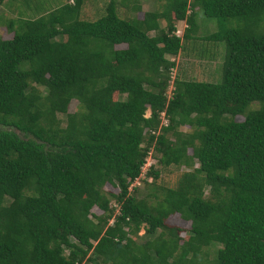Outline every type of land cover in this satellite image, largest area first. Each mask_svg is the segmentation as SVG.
Returning <instances> with one entry per match:
<instances>
[{"label":"trees","instance_id":"1","mask_svg":"<svg viewBox=\"0 0 264 264\" xmlns=\"http://www.w3.org/2000/svg\"><path fill=\"white\" fill-rule=\"evenodd\" d=\"M18 1L0 20V264H264V0H109L92 20L85 0ZM197 10L214 32L195 36ZM204 39L224 43L219 80L171 79ZM148 153L174 183L150 166L129 190Z\"/></svg>","mask_w":264,"mask_h":264},{"label":"rangeland","instance_id":"2","mask_svg":"<svg viewBox=\"0 0 264 264\" xmlns=\"http://www.w3.org/2000/svg\"><path fill=\"white\" fill-rule=\"evenodd\" d=\"M109 0H85L83 5L84 15L89 16L90 18L85 19H95L99 17L103 13V9ZM117 1V0H116ZM125 10L127 12L131 11L132 5H138L143 11H157L163 8L164 0H125ZM11 3V4H10ZM5 3L3 0L0 2V20H6L7 18H13L17 14L21 13L26 15L27 12L22 9L18 0L10 1ZM8 5V6H7ZM118 7V12L121 17H123V7ZM17 9V10H16ZM128 13V12H127ZM129 16H133L132 12L128 13ZM140 17L142 16L139 14ZM159 24L163 26L165 24L164 20H159ZM185 27L184 21H177L175 23V34L181 36L183 28ZM195 27H196V37L206 36L216 30L217 23L214 18L207 17L201 13V11L197 10L195 13ZM0 33L3 38L10 37V33L5 30V27L1 25L0 22ZM192 42V41H191ZM122 47L123 45H118L117 47ZM224 43L220 41H212V40H195L190 43L186 42L184 44L183 49L180 53L175 56H169L175 63V66L172 68L170 73V78L172 79L175 76H178L182 79H194V80H209L212 82H216L220 78L222 63L224 59ZM170 87V86H169ZM76 101L71 100L68 104V111H72L75 108ZM148 109L145 111L144 115L148 116ZM239 118V117H237ZM179 130L186 131V126L179 127ZM190 151L188 150V153ZM150 166H153L154 169L160 170V176L162 178V182L167 185H172L176 179V176L180 169L167 168L163 169L155 160L153 155L148 153L145 158V162L141 167V173L138 178H136L129 186V190L131 186H139L142 188L144 186L143 180L146 182L150 181V177L146 176V171ZM104 189L110 192H115L116 189L112 188L109 184H105ZM91 214H100V211L93 206L89 209ZM165 223L169 226H177V227H188V222H184L179 219L176 214L169 215L165 219ZM143 234V229L137 232V235ZM137 240V239H136ZM141 242V240H138ZM209 256L210 253H209Z\"/></svg>","mask_w":264,"mask_h":264},{"label":"clouds","instance_id":"3","mask_svg":"<svg viewBox=\"0 0 264 264\" xmlns=\"http://www.w3.org/2000/svg\"><path fill=\"white\" fill-rule=\"evenodd\" d=\"M172 60V59H171ZM172 70V69H171Z\"/></svg>","mask_w":264,"mask_h":264}]
</instances>
